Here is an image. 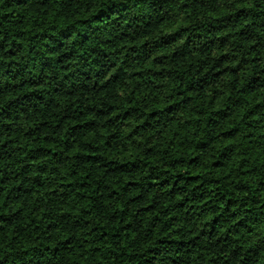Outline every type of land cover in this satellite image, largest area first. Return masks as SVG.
<instances>
[{
    "label": "trees",
    "instance_id": "obj_1",
    "mask_svg": "<svg viewBox=\"0 0 264 264\" xmlns=\"http://www.w3.org/2000/svg\"><path fill=\"white\" fill-rule=\"evenodd\" d=\"M0 264H264V0H0Z\"/></svg>",
    "mask_w": 264,
    "mask_h": 264
}]
</instances>
